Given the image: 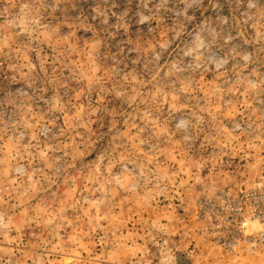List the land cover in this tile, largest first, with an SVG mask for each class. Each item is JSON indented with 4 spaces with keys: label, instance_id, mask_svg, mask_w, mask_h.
I'll return each mask as SVG.
<instances>
[{
    "label": "rangeland",
    "instance_id": "374dc122",
    "mask_svg": "<svg viewBox=\"0 0 264 264\" xmlns=\"http://www.w3.org/2000/svg\"><path fill=\"white\" fill-rule=\"evenodd\" d=\"M261 177L264 0H0V264H264Z\"/></svg>",
    "mask_w": 264,
    "mask_h": 264
},
{
    "label": "built area",
    "instance_id": "2783aa9c",
    "mask_svg": "<svg viewBox=\"0 0 264 264\" xmlns=\"http://www.w3.org/2000/svg\"><path fill=\"white\" fill-rule=\"evenodd\" d=\"M215 205L211 200L210 214L215 211ZM219 225L220 232H226V236L221 234L220 238L228 249L243 246L264 257V177L244 187L237 196L224 197ZM214 231L219 233L217 218Z\"/></svg>",
    "mask_w": 264,
    "mask_h": 264
}]
</instances>
